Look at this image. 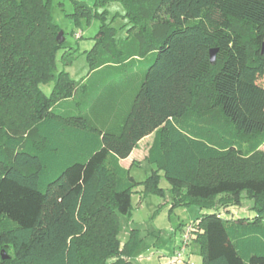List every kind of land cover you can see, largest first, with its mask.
Masks as SVG:
<instances>
[{
    "label": "trees",
    "instance_id": "obj_1",
    "mask_svg": "<svg viewBox=\"0 0 264 264\" xmlns=\"http://www.w3.org/2000/svg\"><path fill=\"white\" fill-rule=\"evenodd\" d=\"M111 1L73 0L69 15L79 25ZM116 1L130 32L102 25L76 81L58 70L54 0H0V264H134L119 215L140 182L121 160L150 135L144 191L165 197V177L175 203L209 210L200 264H264V0ZM209 163L226 165L203 176ZM244 198L252 220L221 216Z\"/></svg>",
    "mask_w": 264,
    "mask_h": 264
},
{
    "label": "rangeland",
    "instance_id": "obj_2",
    "mask_svg": "<svg viewBox=\"0 0 264 264\" xmlns=\"http://www.w3.org/2000/svg\"><path fill=\"white\" fill-rule=\"evenodd\" d=\"M85 1L88 5H94V0ZM96 9L98 13H101L98 17L90 20L81 17L80 24L76 25L69 15L74 10L73 0H54L52 15L63 31V35L65 33L67 46L58 52V70L68 72L76 81L86 79L91 71L89 53L95 47V37L99 34L101 26L114 27L116 29L115 38L120 41L127 38L133 24L130 16L127 15V7L120 1L114 0L105 5H97ZM152 9L153 4H150L149 10ZM64 54L68 55L66 58L71 59V62L66 63V59L63 58ZM259 83L264 86V76L259 78ZM41 88L49 95L53 82L42 84ZM149 144V139L142 141L134 150V159L130 163L131 166L133 165L130 168V174L140 184L133 192L130 213L119 215L120 250L132 245L131 241L134 239L138 245L134 256L130 258L134 264H200L201 252L198 244L193 242L201 231L197 220L209 210L202 209L198 202L175 203L171 185L165 177H162L160 182V186L166 191L165 197L144 191L142 182L153 169V165L146 161ZM262 149L264 150V146ZM128 164L127 162L126 165ZM224 165L226 164H206L203 176H207L209 170L215 172ZM252 204L253 201L250 198H244L240 205L217 206L223 218L233 220L245 217L252 220L255 215ZM194 221L197 222L190 243L181 251L179 245L184 239V227ZM89 245V240H85L80 246L84 261L91 262L95 249ZM178 252L181 253L180 257L177 256ZM190 255L194 256L198 263H192ZM102 256L103 254H100L96 257L101 258ZM105 259L112 262L116 260V257H105Z\"/></svg>",
    "mask_w": 264,
    "mask_h": 264
},
{
    "label": "built area",
    "instance_id": "obj_3",
    "mask_svg": "<svg viewBox=\"0 0 264 264\" xmlns=\"http://www.w3.org/2000/svg\"><path fill=\"white\" fill-rule=\"evenodd\" d=\"M197 221H194V222H192L190 224H187L184 227V230H183L184 231V239H183L182 243L179 245L181 251L184 250L186 248V246L190 243L189 241L192 238L193 232L195 231V227H196V222ZM177 256L180 257L181 256V253L178 252V255Z\"/></svg>",
    "mask_w": 264,
    "mask_h": 264
},
{
    "label": "crops",
    "instance_id": "obj_4",
    "mask_svg": "<svg viewBox=\"0 0 264 264\" xmlns=\"http://www.w3.org/2000/svg\"><path fill=\"white\" fill-rule=\"evenodd\" d=\"M80 32H81V31H80ZM153 137H154L153 135L147 136V137H145L144 139H142V140L139 142V144H140L142 141L149 139V141H150L149 147H150V145H151V143H152V141H153ZM138 146H139V145H138ZM138 146H137V147H138ZM137 147H136V148H137ZM149 147H148V149H149ZM136 148H135V149H136ZM135 149H134V150H135ZM133 153H134V151L132 152V154H131L128 158L121 160V164H122V166H124V167H126V168H132L133 165L131 166L130 163H131L132 159H134V157H133ZM147 153H148V150H147ZM147 153H146V155H147ZM126 161L129 163L128 166L126 165V163H127ZM125 162H126V163H125ZM154 167H155V166H153V168H154ZM193 243H195V242H193ZM193 243H192V244H193ZM190 258H191L192 263H198V261H196V260L194 259V258H195L194 256H191V255H190ZM194 260H195V261H194ZM201 261H202V260H200V263H201ZM184 264H188V263H184Z\"/></svg>",
    "mask_w": 264,
    "mask_h": 264
},
{
    "label": "water",
    "instance_id": "obj_5",
    "mask_svg": "<svg viewBox=\"0 0 264 264\" xmlns=\"http://www.w3.org/2000/svg\"><path fill=\"white\" fill-rule=\"evenodd\" d=\"M57 39L60 40V41H63L64 40V35H63V31H60L58 36H57ZM262 53H264V44L262 46ZM210 59H211V62H215V59H216V50L215 49H212L210 51ZM1 258L2 259H6L8 258V256L5 254V253H1Z\"/></svg>",
    "mask_w": 264,
    "mask_h": 264
}]
</instances>
